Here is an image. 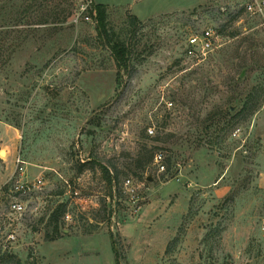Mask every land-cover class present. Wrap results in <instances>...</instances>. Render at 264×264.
Instances as JSON below:
<instances>
[{
	"label": "rangeland",
	"instance_id": "374dc122",
	"mask_svg": "<svg viewBox=\"0 0 264 264\" xmlns=\"http://www.w3.org/2000/svg\"><path fill=\"white\" fill-rule=\"evenodd\" d=\"M251 1L0 0V264H115L113 242L120 264H264V22ZM91 3L116 32L140 23L127 73ZM208 27L222 31L213 51L187 58ZM17 158L45 181L22 218L6 199ZM59 204L71 221L56 233Z\"/></svg>",
	"mask_w": 264,
	"mask_h": 264
},
{
	"label": "built area",
	"instance_id": "2783aa9c",
	"mask_svg": "<svg viewBox=\"0 0 264 264\" xmlns=\"http://www.w3.org/2000/svg\"><path fill=\"white\" fill-rule=\"evenodd\" d=\"M243 9L246 13L258 17L264 22V0H253L246 4ZM216 39H218L216 30L209 27L200 32L196 31L190 34L186 41V57L197 60L206 59L207 55L213 51L214 41H216ZM168 106L171 107L172 104H168ZM148 133L153 135V129H149ZM15 165L16 168L13 179L6 196L7 207L11 214L18 218H22V216L26 214L27 208L31 205L32 201L44 197L45 181L43 177L29 179L25 168V162L20 158L16 159ZM153 166L156 167L160 174L166 172V166L160 153L154 155ZM67 187L69 188V185H67ZM132 187L133 184L130 179L124 181V188L128 193H133ZM72 196L78 197V192H74ZM81 201L84 202L85 200ZM63 218L66 219V221H71V217L68 213H66ZM8 240L10 242L14 241L15 236L10 234Z\"/></svg>",
	"mask_w": 264,
	"mask_h": 264
},
{
	"label": "trees",
	"instance_id": "16d2710c",
	"mask_svg": "<svg viewBox=\"0 0 264 264\" xmlns=\"http://www.w3.org/2000/svg\"><path fill=\"white\" fill-rule=\"evenodd\" d=\"M86 11L88 14V17L93 18L95 21V29L97 32V35L99 39L107 46L110 55L112 56L115 66L117 68L118 74L123 72L127 73L128 69L130 67V59L132 55V45L130 43V40H132L135 37V34L138 32V28L140 27V23L138 22L136 17H130L129 21L126 24V30H120L116 32L113 30V28L108 27L107 22V13H106V7L103 5H98L91 3L87 6ZM221 30L217 29V33L221 35ZM131 37V39H130ZM255 110V109H254ZM253 110H250L252 112ZM152 157H149V160H147V163L151 162ZM141 167V166H140ZM104 176L106 177L107 184L109 186V189L114 191H117L118 189V179L117 174L112 171H107V168H101ZM112 196V194H111ZM193 203V198L190 199L189 202V210H191V206ZM66 214V205L65 204H59L55 210L50 214L49 216V222L55 223L56 228L55 231L57 233V222L59 218L64 217ZM48 240H54L55 238H47ZM176 240H173L170 242L167 246V252L171 249L172 245H175ZM113 250L115 253V264H120L118 260V252L116 250L115 243L113 242ZM16 264H21L19 261L15 262Z\"/></svg>",
	"mask_w": 264,
	"mask_h": 264
},
{
	"label": "water",
	"instance_id": "95a60500",
	"mask_svg": "<svg viewBox=\"0 0 264 264\" xmlns=\"http://www.w3.org/2000/svg\"><path fill=\"white\" fill-rule=\"evenodd\" d=\"M148 181H151V178H148Z\"/></svg>",
	"mask_w": 264,
	"mask_h": 264
}]
</instances>
